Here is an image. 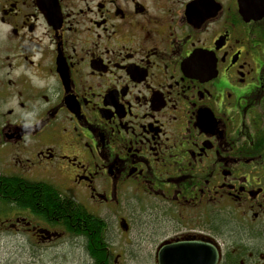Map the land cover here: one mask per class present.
<instances>
[{"label":"flooded vegetation","instance_id":"flooded-vegetation-1","mask_svg":"<svg viewBox=\"0 0 264 264\" xmlns=\"http://www.w3.org/2000/svg\"><path fill=\"white\" fill-rule=\"evenodd\" d=\"M243 1L0 0V176L91 217L0 190V236L78 264H264V6Z\"/></svg>","mask_w":264,"mask_h":264},{"label":"trees","instance_id":"trees-1","mask_svg":"<svg viewBox=\"0 0 264 264\" xmlns=\"http://www.w3.org/2000/svg\"><path fill=\"white\" fill-rule=\"evenodd\" d=\"M24 185L25 183L20 180H9L0 176V190L4 198L17 203L20 207H30L51 215L60 213L65 217L67 225H70V216H74L78 225L77 228L83 232L87 231L88 222H90L91 217L85 216L83 213H76L74 215V210L61 206L65 202L47 187L44 188L33 184H28L26 187Z\"/></svg>","mask_w":264,"mask_h":264},{"label":"rangeland","instance_id":"rangeland-1","mask_svg":"<svg viewBox=\"0 0 264 264\" xmlns=\"http://www.w3.org/2000/svg\"><path fill=\"white\" fill-rule=\"evenodd\" d=\"M11 240L0 236V264H21L25 261L27 264H78L76 258L82 255L78 249L71 251L66 243L47 249L28 245L26 252L21 244L13 242L17 239L12 236Z\"/></svg>","mask_w":264,"mask_h":264},{"label":"water","instance_id":"water-1","mask_svg":"<svg viewBox=\"0 0 264 264\" xmlns=\"http://www.w3.org/2000/svg\"><path fill=\"white\" fill-rule=\"evenodd\" d=\"M263 6H264V3H262V0H245L241 4V12L244 16H247V13L245 11L252 12V11H256V9L260 10L261 8H263ZM249 14H251V13H249ZM255 16L256 15H252V17H254V18H255ZM258 16H262V15H258ZM180 248H181V245L178 246V249H180ZM169 251L170 250L168 248H165L164 250H162V252L160 254V258H159L160 264H173V263L181 261L180 251L179 252H173L170 255L168 254Z\"/></svg>","mask_w":264,"mask_h":264}]
</instances>
